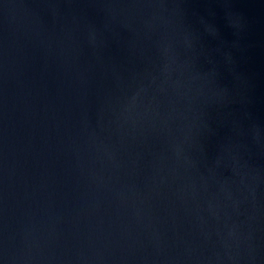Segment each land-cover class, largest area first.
<instances>
[{"label": "water", "instance_id": "obj_1", "mask_svg": "<svg viewBox=\"0 0 264 264\" xmlns=\"http://www.w3.org/2000/svg\"><path fill=\"white\" fill-rule=\"evenodd\" d=\"M0 264H264V0H0Z\"/></svg>", "mask_w": 264, "mask_h": 264}]
</instances>
